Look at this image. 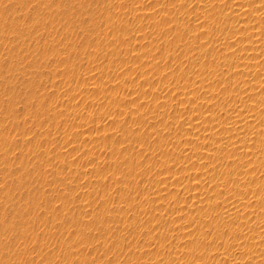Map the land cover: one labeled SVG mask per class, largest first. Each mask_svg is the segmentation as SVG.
Returning <instances> with one entry per match:
<instances>
[{"label": "rangeland", "instance_id": "obj_1", "mask_svg": "<svg viewBox=\"0 0 264 264\" xmlns=\"http://www.w3.org/2000/svg\"><path fill=\"white\" fill-rule=\"evenodd\" d=\"M0 264H264V0H0Z\"/></svg>", "mask_w": 264, "mask_h": 264}]
</instances>
